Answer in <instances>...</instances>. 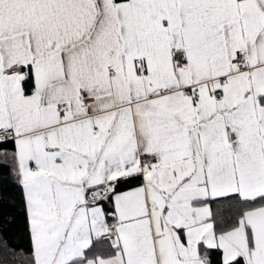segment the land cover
Segmentation results:
<instances>
[{
  "label": "snow or ice",
  "instance_id": "1",
  "mask_svg": "<svg viewBox=\"0 0 264 264\" xmlns=\"http://www.w3.org/2000/svg\"><path fill=\"white\" fill-rule=\"evenodd\" d=\"M0 200L2 264H264V0H0Z\"/></svg>",
  "mask_w": 264,
  "mask_h": 264
},
{
  "label": "trees",
  "instance_id": "2",
  "mask_svg": "<svg viewBox=\"0 0 264 264\" xmlns=\"http://www.w3.org/2000/svg\"><path fill=\"white\" fill-rule=\"evenodd\" d=\"M11 192V186L8 185ZM15 217L14 223H6V218ZM25 221L23 212L20 208L14 207L11 202H6L0 200V229H7V232L0 230V237L7 235L11 238V243L15 245L23 246L24 248L28 247L27 233L25 230ZM3 253L4 250L0 247V264L3 262ZM18 255H23V253H18ZM8 264H12L11 261H8Z\"/></svg>",
  "mask_w": 264,
  "mask_h": 264
}]
</instances>
